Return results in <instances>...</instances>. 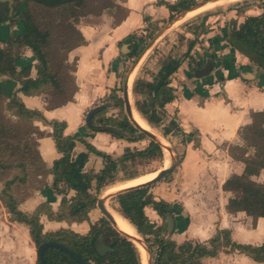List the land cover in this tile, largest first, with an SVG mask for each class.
<instances>
[{
  "label": "crops",
  "instance_id": "crops-1",
  "mask_svg": "<svg viewBox=\"0 0 264 264\" xmlns=\"http://www.w3.org/2000/svg\"><path fill=\"white\" fill-rule=\"evenodd\" d=\"M162 1L175 4L179 0H113L115 6L79 18L77 30L83 42L71 48L66 56V62L72 67L75 66V69L70 71L77 87L72 101L51 107L47 94L28 96L19 93L21 88L19 82L8 76L0 78V84L4 85L10 94L18 93L28 109L39 111L43 117L33 120L40 133L35 135L36 148L48 171L44 177L46 185L52 187L51 191L54 194L50 196L47 193V197L41 199L30 198L22 201L19 205L21 211L32 214L44 202H48L53 212L57 213L63 197L68 194V199H71L76 194L73 190L55 189V177L51 171L55 161L60 159L62 154L52 136L54 122L66 124L65 136L82 138L113 158L120 156L119 146L123 139L107 132L89 129L86 125V116L101 99L118 86L121 71L127 64L125 60L129 59L123 56L128 55L131 50L130 44H123V40L130 35H136L137 41L146 39L151 34L154 36L165 27L161 26L179 20L181 15L185 14V12L178 14L175 19L169 21L172 14ZM195 1L199 5L207 1L213 2ZM263 14L264 10L258 7L245 9L240 15L236 11V15L226 16V22L208 27V34L200 36L190 57L183 58L182 66L172 77L171 86L175 89L176 99L166 105V116L169 120L177 117V122L184 133L196 135L193 138L187 136L184 156L178 168L172 173L173 179L167 184L162 183L154 191L151 189V192L156 200L171 203L175 211L181 207L182 212L187 213V216H183L182 212L181 214L174 212L176 228L170 237L178 244L188 240L207 242L218 230H228L234 242L253 246L264 245V218L255 219L245 212H229L227 209L229 201L236 194L224 187L227 180L236 175H243L246 168L242 160L234 157L232 147L245 146L246 142L241 137L242 129L252 124L254 113H264V75L248 57L232 47L227 35L244 23L246 18ZM210 22L211 19L206 21L207 26ZM15 30V26L7 27L0 24V34H10ZM183 34L186 37L182 46L185 55L188 41L194 40L195 36L192 31ZM217 38L220 40L221 50L219 57L215 58V68L209 76L197 78L194 75L195 62H205L208 57H213ZM125 45L129 47L124 49ZM30 62L32 65L30 77L37 79L38 61L30 49L24 52L22 60L18 62V71L25 69ZM83 152H87L86 145L77 142L74 156ZM250 154L246 152L245 156L249 157ZM103 168L104 160L90 154L85 171L99 174ZM252 179L264 184V170ZM94 210L89 214V220L82 223L55 221L47 216L42 217L41 222L43 226L53 229L52 232H56L57 228L70 230L69 228L75 226L90 227V224H95L91 222ZM0 211L7 213L4 204L0 203ZM145 213L157 226L164 224V220L152 207H146ZM10 220L8 223L17 230V241L22 251L18 259L0 255V264H38V254L29 229ZM1 248L4 246H1L0 241V253ZM234 257L240 264H264L238 252H221L217 257L204 259V262L232 264L229 260Z\"/></svg>",
  "mask_w": 264,
  "mask_h": 264
},
{
  "label": "trees",
  "instance_id": "trees-1",
  "mask_svg": "<svg viewBox=\"0 0 264 264\" xmlns=\"http://www.w3.org/2000/svg\"><path fill=\"white\" fill-rule=\"evenodd\" d=\"M105 2L104 5L98 6L96 11H90L87 10V0H26L27 16L22 21L21 28L24 30L23 34L12 37L8 41L7 47L0 51V78L8 76L19 82L21 84L19 93L28 96L47 94L50 97L51 107L72 101L77 87L69 70H74L75 66L72 67L68 64L66 59L58 66L52 65L47 51L52 41V30L42 28L37 24L33 18L31 4L44 10L47 14L60 15L62 22H68L71 19H79L87 14H97L105 8L115 6L113 0H105ZM162 4L170 10L172 15L169 21H172L176 15L190 11L199 3L195 0H179L175 4L165 1H162ZM206 21L207 18L200 25L191 29L195 39L188 41V50L185 55L179 57L170 51L162 57L160 69L151 75V80L138 79L135 82L136 108L153 127L162 124L166 115V105L176 99L175 89L171 86L172 77L182 66L183 58L190 57L200 36L208 34L209 29ZM1 22L3 21L1 20ZM231 35L234 39L231 43L232 47L248 57L257 66L258 71L264 75V14L246 18L244 23L232 31ZM151 37L152 34L149 39ZM181 39L186 40V37L182 36ZM82 42L83 38L80 35V42L71 48ZM122 43L130 44L131 53L129 56L134 57L141 53L146 45V39L137 41L136 35H130ZM24 48H30L38 61L37 79L30 77L31 62L25 69L18 71L17 65L22 60ZM213 58H217L215 53ZM195 65L196 69L202 68L204 62H195ZM0 96L1 101L3 99L9 101L8 108L15 110L14 117L20 119L13 121L0 115V170L3 172L19 171L13 179L7 181L6 189L2 195L3 204L11 215V221L25 225L37 247L46 241H56L74 250L90 264H142L139 249L127 237L114 230L106 219H102L100 226L92 225L87 235H80L71 230L45 234L41 222L43 214L41 207L32 214L19 209L22 201L16 197L14 188L28 183L32 174L37 178H44L48 174L36 148L35 135H40V133L33 124V120L43 117L39 111L28 109L18 93L10 94L1 84ZM252 118V124L242 129L241 137L249 144V147L256 150V153L253 157L237 156L233 153L235 158L245 163V172L241 176L231 177L224 187L236 194L229 201L227 207L229 212H245L248 216L257 219L264 218V184L254 181L252 177L258 176L264 170V113H254ZM28 121H30V125L26 123ZM103 123L109 127L122 129L130 137H134L139 132L127 118L122 121L106 119ZM170 124L177 134L189 136V138L196 135L195 133L189 135L184 133L175 119H171ZM52 126L54 128L52 136L60 154H62V157L55 161L51 171L55 177V189L63 188L64 191L73 190L76 193L71 199H68V194L63 197L57 213L53 211L47 213L48 217L55 221L69 223L88 221L89 214L96 209L98 202V197L92 192L94 185L100 190L112 182L119 170L138 163L150 162L163 156L161 145L151 142L144 150L133 152L126 149L124 155L115 159L109 154L99 151L82 138L65 136V123L54 122ZM93 131L107 132L122 138L102 127H95ZM144 136L140 133L141 138ZM29 137L34 138V145L29 141ZM131 141L135 140L131 139ZM77 142L84 143L87 152L74 156ZM90 154L97 155L104 160V168L99 174L85 171ZM151 189L152 186L125 191L115 196L114 201L115 209L137 228L146 244L149 245L150 252L151 244L157 246V253H151L152 264H206L204 259L217 257L221 252H238L251 257L258 263H264V245L253 246L234 242L231 232L228 230H218L216 235L207 242L188 240L178 244L171 237H167L166 215L174 214V212L181 214L183 208L180 207L175 211L171 203L156 200ZM146 207H152L159 214L164 220L162 226H157L150 221L145 213ZM100 237L109 240L106 243L112 248L104 256L99 255L95 248ZM151 238L153 239L151 240ZM45 257L49 264H80L73 257L56 248L47 249ZM38 264H40L39 260Z\"/></svg>",
  "mask_w": 264,
  "mask_h": 264
},
{
  "label": "rangeland",
  "instance_id": "rangeland-1",
  "mask_svg": "<svg viewBox=\"0 0 264 264\" xmlns=\"http://www.w3.org/2000/svg\"><path fill=\"white\" fill-rule=\"evenodd\" d=\"M87 2H88L87 10H90V11H96L98 6L104 5L106 3L105 0H87ZM31 7L33 11V18L37 22V24L42 28H49L50 30H52V41L47 51L49 52L52 65L58 66L59 63H62L66 59L68 50L73 45H76L80 42V35L77 30V23L79 19H71L68 22L66 21L62 22L61 20L62 18L60 15H52V13L47 14L44 10L39 9L34 4ZM255 7H258L264 10V0H242L236 3H226L223 5L211 7L209 9H205L200 14H198L196 17L188 20L187 22H185L178 28L174 29L169 35L164 37L151 50V52L143 58L139 66L137 76L132 86L131 94L133 97L132 99L133 106H135L136 108L137 96L134 93L135 82L138 79L151 80L152 78L151 75L153 73H157L160 69L162 57L166 56L170 51L173 52L177 56L183 55L184 49H182V46L185 42V40L181 39L182 36H184L183 33L191 31V29L196 25H200L205 18H207V20L211 19V22L208 25V27H210V26H214L219 23H222V22H226L227 15H236V11H238V14L240 15L245 9H252ZM166 25H163L161 27H164ZM189 25H192V26H189ZM4 35L5 33L3 35L0 34V38H2ZM149 37L150 35L146 37V44L151 39V38L149 39ZM129 55H130V52L128 53V55L126 54L125 56H123V58L128 57L129 59L125 60L127 61V64L124 65V68L121 71V74H120L121 78L119 80L118 86H116V89L114 90L112 89L111 93L108 94L106 97H104V99H101L99 103L97 104V106L106 105V109L100 112L95 117V122H96L97 127H102V128L109 127L103 123L104 121H106V119H115L117 121H122L125 118L128 119L126 112H125V104L123 100V97H124L123 87H124V83L126 82V78L128 74L130 73L131 68L134 65L138 57V54H136V56L134 57H131ZM69 73H70V70H69ZM0 99H1V96H0ZM8 102L9 101L6 99H3V101L0 100V115L4 116L6 119H12L13 121H19L20 119L14 117L15 110L13 109L11 110L8 108V105H7ZM174 119L177 121V117H174ZM29 122L30 121L26 123L30 125ZM170 122L171 120H169L168 117L165 115L164 121L162 122V124L157 127H154L155 130L161 136H163L168 141V144H169L168 150H165L163 148V156L161 158L150 161V162H144L142 164L138 163L134 166L131 165V166H128L127 168L119 170L115 174L112 182L108 183L100 190H98L96 188V185H94L93 191H92L93 194L96 195L99 199L102 197L104 191H106L110 187L126 183L127 181L135 179L137 177H142L148 174H152L154 172H159L163 170V168L166 166L169 158H170L171 165L173 163V160H176L178 164L180 165V162L184 156V144L186 143L188 138L181 134H177L176 130L172 127ZM137 133L138 134H135L134 137L122 138L123 142L119 146L121 154L120 156L115 157V159H119L122 155H124L126 149H130L131 151L135 152L137 150H144L145 148L149 146L152 140L148 138L147 136H144V138H141L140 133L139 132ZM131 139L135 141H131ZM29 141H31L33 145L35 144L34 138H30ZM255 151H256L255 149H253L252 147H249V144L247 142L245 143V146L242 148L232 147V153H234L237 156L245 155L246 152H249L251 153L249 157H253L256 153ZM17 173H19V171L14 170V171H9V172H3V170H0V203L1 204H3L2 195H3L4 190L6 189L7 181L13 179V177ZM172 179H173V174H171L166 179L159 182L160 184L158 185L155 184V186H153L152 188L153 191L158 189L162 183L167 184ZM51 189L52 187L50 188L49 184L46 185V181L44 178L40 179L32 174L29 178L28 183L20 185V186H16L14 188V193L19 200L24 201L30 198L41 199L42 197H47L46 196L47 193L50 194V196H52L54 192L51 191ZM62 190L63 188L57 191H62ZM107 204L111 210L118 212L115 209V201H114L113 196L109 198ZM40 207L43 211L41 218L44 216L48 217L47 213L49 211H53L52 206L48 202H44V204H42ZM9 215L10 214L8 213V211L7 213L5 211H0V241H1V246L2 247L4 246V248H1L2 253H0V255H2V257L9 256L11 257V259H13V257L18 259L19 254L21 253L22 249H21V245L19 244V241H17V236H16L17 230L13 227V225L8 223L11 218ZM102 219H105L104 216L102 215L100 210L96 208V210H94L91 214V222L93 221L95 224L100 226L102 224ZM10 222L12 221L10 220ZM91 226L92 224H90V227L88 225H86L85 228L75 226L74 228H69V229L80 235H87L89 233V229H91ZM20 229L22 228L20 227ZM52 230L50 227L44 226L45 234L52 233ZM55 230L56 232L60 231V229L58 230V228ZM152 239L153 238H151V240ZM151 245H152L151 253L153 252V254H156L157 246L155 244H151ZM33 246H35L36 253L38 254L37 246L34 243H33ZM229 261L232 264H240V261H238V259L235 257L232 258V260L230 258Z\"/></svg>",
  "mask_w": 264,
  "mask_h": 264
},
{
  "label": "water",
  "instance_id": "water-1",
  "mask_svg": "<svg viewBox=\"0 0 264 264\" xmlns=\"http://www.w3.org/2000/svg\"><path fill=\"white\" fill-rule=\"evenodd\" d=\"M219 0H213V2H216ZM207 2H204L202 4H199L194 7L193 9H191L190 11L204 6L206 5ZM185 12L184 15H181V17L185 16L188 12ZM180 19V18H179ZM178 21V20H176ZM176 21L167 24L164 28H162L160 31H158L149 41L148 43L145 45V47L143 48V50L141 51V53L138 55L134 65L131 68L130 73L128 74L127 78H126V83H124V87H123V93H124V104H125V112L126 115L128 117V120L130 121V123L134 126L135 129H137L140 133L144 134L145 136H147L148 138H150L152 140V142H156L158 144L161 145V147L163 148L162 144L158 141L157 137L151 133L150 131H147L143 128H141L134 120H133V109H132V105L128 99V86H127V82L129 79L130 74L134 71V69L138 66L140 60L144 57V55H146V53L148 52L149 48L154 45L156 43V41L161 37V35L163 33L166 32V30L168 28H170ZM227 39L230 43H233L234 39L231 35V33H228L227 35ZM220 40L217 38L215 40V54L218 56L219 55V51L221 50L220 46H219ZM129 46L125 45L124 49H127ZM131 53V51H130ZM219 57V56H218ZM215 68V59L213 57H208L205 62H204V66L202 68H198L194 71V75L197 78H205L207 76H209L212 71ZM106 109V105H101V106H97L94 107L93 109H91L87 116H86V125L89 129H94L95 127V123H94V118L103 110ZM104 130H111L114 134L122 137V138H128L130 137V135L123 131L122 129L119 128H113V127H105L103 128ZM178 162L176 160H173L172 165L170 166V168L168 169H164L162 170L159 175L153 179L152 181L136 186V187H132V188H128L119 192H116L114 194H112L113 197L117 196L120 193H123L125 191H130V190H134V189H138V188H146V187H151L159 182H161L162 180L166 179L169 175H171L177 168H178ZM106 198H99L98 202H97V208L100 210V212L102 213V215L104 216V218L111 224V226L114 228V230H116L118 233H120L121 235L127 237L130 241H132L130 239V237H128L127 235L121 233L119 230H117V224L116 221L114 219V217L112 216V214L110 213V211L108 210L107 206H106ZM183 216H187V213L185 211L182 212ZM166 223H167V237H170V235H172L175 231L176 228V221L174 218V214L173 213H169L166 215L165 217ZM106 242H109V240L104 239L103 237H100L96 244H95V248L97 250V252L99 253V255L104 256L106 255L108 252H110L112 250L111 246L108 245ZM133 242V241H132ZM134 243V242H133ZM136 246V245H135ZM49 248H56L59 249L65 253H67L68 255H70L71 257H73L76 261H78L80 264H90L88 263L84 258H82L78 253H76L74 250L70 249L68 246H66L65 244L56 242V241H46L43 244H41L39 247H37V252H38V259L40 261V264H49L46 257H45V251ZM148 255H149V264L153 263V259H152V255L150 250H147Z\"/></svg>",
  "mask_w": 264,
  "mask_h": 264
},
{
  "label": "bare ground",
  "instance_id": "bare-ground-1",
  "mask_svg": "<svg viewBox=\"0 0 264 264\" xmlns=\"http://www.w3.org/2000/svg\"><path fill=\"white\" fill-rule=\"evenodd\" d=\"M242 0H219L216 2H210L207 3L204 6L198 7L190 12H188L185 16L181 17L178 21H176L170 28H168L166 30L165 33H163L161 35V37L156 41V43L154 45H152L148 52L146 53L149 54L151 52V50L167 35H169L174 29L178 28L179 26H181L182 24H184L185 22H187L190 19H193L194 17H196L198 14H200L202 11H204L205 9H209L211 7H215V6H219V5H223L226 3H236ZM144 55V57L146 56ZM143 57V58H144ZM143 58L140 60L138 66L134 69V71L130 74L128 82H127V86H128V99L132 105V109H133V120L143 129L150 131L151 133H153L158 141L162 144L163 148L165 150H168L169 148V144L168 141L161 136L156 130L155 128L148 123L147 120H145L140 113L138 112V110L135 108V106H133L132 104V86L134 83V80L137 76L138 73V69L139 66L143 60ZM126 83V82H125ZM170 152V150H169ZM174 155V154H173ZM171 166V162H170V158L168 159V162L166 164V166L163 168L164 169H168ZM162 171V170H161ZM154 172L152 174H148L146 176H142V177H137L135 179L129 180L126 183L123 184H119V185H115L113 187H110L109 189H107L106 191H104L102 198H106V206L108 208V210L110 211V213L112 214V216L114 217L116 224H117V230H119L121 233L127 235L128 237H130V239L134 242V244L136 245V247H138L141 257H142V264H149V255L147 250L149 249V245L146 244L144 238L140 235V233L138 232L137 228L128 220L126 219L122 214L111 210L108 207V200L109 198H111L112 194L128 189V188H132V187H136L145 183H148L150 181H152L153 179H155L159 173L161 172ZM150 250V249H149Z\"/></svg>",
  "mask_w": 264,
  "mask_h": 264
},
{
  "label": "flooded vegetation",
  "instance_id": "flooded-vegetation-1",
  "mask_svg": "<svg viewBox=\"0 0 264 264\" xmlns=\"http://www.w3.org/2000/svg\"><path fill=\"white\" fill-rule=\"evenodd\" d=\"M26 16H27L26 0H0V24H3L7 27L15 26L17 30L10 32V34L9 33L7 35L5 34L2 38H0V51L4 50L7 47L8 41L12 37L23 34L24 30L21 29L23 26L22 21L26 19ZM1 20L3 22H1ZM2 44L3 47L1 48ZM27 49L30 48H24L22 50V57ZM94 123H95V118H94Z\"/></svg>",
  "mask_w": 264,
  "mask_h": 264
}]
</instances>
